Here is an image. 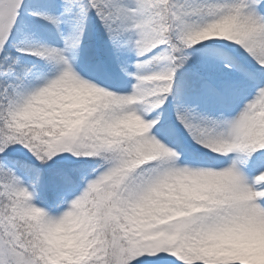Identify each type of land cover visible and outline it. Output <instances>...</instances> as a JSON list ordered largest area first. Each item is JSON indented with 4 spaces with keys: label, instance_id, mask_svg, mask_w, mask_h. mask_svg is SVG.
<instances>
[{
    "label": "snow or ice",
    "instance_id": "obj_1",
    "mask_svg": "<svg viewBox=\"0 0 264 264\" xmlns=\"http://www.w3.org/2000/svg\"><path fill=\"white\" fill-rule=\"evenodd\" d=\"M0 264H264V0H0Z\"/></svg>",
    "mask_w": 264,
    "mask_h": 264
}]
</instances>
